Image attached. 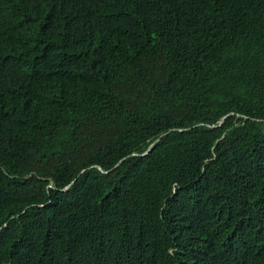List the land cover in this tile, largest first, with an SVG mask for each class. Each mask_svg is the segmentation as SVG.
<instances>
[{"label":"trees","instance_id":"trees-1","mask_svg":"<svg viewBox=\"0 0 264 264\" xmlns=\"http://www.w3.org/2000/svg\"><path fill=\"white\" fill-rule=\"evenodd\" d=\"M0 228V264H264V0H0Z\"/></svg>","mask_w":264,"mask_h":264},{"label":"water","instance_id":"water-1","mask_svg":"<svg viewBox=\"0 0 264 264\" xmlns=\"http://www.w3.org/2000/svg\"><path fill=\"white\" fill-rule=\"evenodd\" d=\"M224 120H225V117L221 118L219 123H218V125L216 127L221 126L223 124ZM98 169L101 170L100 168H98Z\"/></svg>","mask_w":264,"mask_h":264},{"label":"clouds","instance_id":"clouds-1","mask_svg":"<svg viewBox=\"0 0 264 264\" xmlns=\"http://www.w3.org/2000/svg\"><path fill=\"white\" fill-rule=\"evenodd\" d=\"M225 118H226V116H225ZM218 123H219V122H218ZM217 125H218V124H217ZM217 125H216V126H217ZM216 126H214V127H216ZM219 127H220V126H219ZM98 168H99V167H98ZM100 169H101V168H100ZM4 226H5V225H3V227H4ZM0 229H1V228H0Z\"/></svg>","mask_w":264,"mask_h":264}]
</instances>
